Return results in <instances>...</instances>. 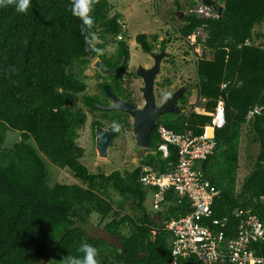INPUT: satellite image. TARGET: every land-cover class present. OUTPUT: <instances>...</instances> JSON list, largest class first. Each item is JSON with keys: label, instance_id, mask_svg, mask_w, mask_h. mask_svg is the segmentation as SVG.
Masks as SVG:
<instances>
[{"label": "trees", "instance_id": "16d2710c", "mask_svg": "<svg viewBox=\"0 0 264 264\" xmlns=\"http://www.w3.org/2000/svg\"><path fill=\"white\" fill-rule=\"evenodd\" d=\"M214 1L223 5L220 16L190 10L181 16L176 30L180 39L203 48V54L195 60V86L204 112L183 113L189 95L186 89L177 103L181 112L158 117L156 125L175 133L190 130L200 134L209 124V113L217 100L223 101L225 122L215 130V150L197 167L219 190L213 215L228 217L223 230L232 237L236 232L227 231L235 225L231 216L235 209H250L264 224V46L254 43L261 38L254 34V28L264 23V0ZM70 4L71 0H31L23 13L16 11L15 0L0 7V264H37L47 256L50 264H59L66 256L82 257L78 251L82 241L97 248L99 264H173L171 234L164 223L185 215L188 200L174 199L167 192L163 209L155 211L153 217L144 205L150 189L138 181L141 166L163 172L176 160L173 148L167 158L156 151V129L150 133L145 156L124 175L117 170L108 175L92 174L80 161L83 150L76 144L77 130L85 123L86 114L75 109V103L80 101L83 107L95 111L100 110L94 104L105 103L97 95L84 93L87 85L81 76L83 68L99 52L100 61L110 68L124 59L118 73L98 76L115 86L117 96L129 100L130 78L123 79L129 53L126 43L117 38L123 25L118 21L119 14L110 15L108 0H95L90 12L94 19L91 29L72 15ZM195 4L191 0L190 7ZM198 29L203 31V39L197 35ZM157 38L153 35L150 41L141 33L135 41L146 53L155 48L156 41L157 50L165 48L166 41ZM108 44L114 48L106 56ZM105 85L111 89L110 84ZM99 89L103 94L102 84ZM100 112L115 132L114 137L128 125L125 113ZM98 125L103 126L100 120H94L92 126ZM9 130L19 132V141L6 147L4 137ZM244 132L257 151L251 170L237 188ZM153 151L157 153L151 155ZM44 160L71 171L81 185L50 186ZM107 188L116 193L115 201L106 193ZM127 204L132 214L121 213ZM92 215L109 219L103 229L115 237L117 247L89 234ZM124 226L130 228L129 232H122ZM175 264L201 263L190 256Z\"/></svg>", "mask_w": 264, "mask_h": 264}, {"label": "rangeland", "instance_id": "374dc122", "mask_svg": "<svg viewBox=\"0 0 264 264\" xmlns=\"http://www.w3.org/2000/svg\"><path fill=\"white\" fill-rule=\"evenodd\" d=\"M108 1L112 7L110 15L115 13L119 14L118 21L123 25L122 40L126 43L129 53V64L123 79L127 80L130 78L129 88H131V92L134 93V96H137V104L142 105L143 103L139 91L141 83L139 80H132V77L129 75L135 66L148 65L150 61L149 59L147 60V56L142 53V50L135 41V36L142 33L148 35V37L151 35H157V40L166 41L164 48L166 54L163 62H161V67L154 81L156 103L160 104L168 97H166V95H168L169 92L185 85L184 87L188 89L189 95L187 96V102L183 107V113H188L189 111L204 112L203 105H201L202 103L197 96L195 86L197 82L195 60L203 54V48L200 45L192 47V42H186L185 40L180 39L176 33V30L181 25L180 18L184 13L191 10L200 14L199 10L201 9L204 12L207 11L202 4V0H192L197 3L193 7H190L191 0ZM176 2L179 4V9H176ZM254 34L261 35V38L254 39V43L262 44L264 46V23L255 26ZM197 35L202 39L204 37L203 31L200 29L197 30ZM95 42H98L97 37L94 38V43ZM113 48V44H108L105 47V55H109V53L113 51ZM207 57H210V54L207 53ZM97 59L101 60V52L91 58L88 64L83 68L84 70L81 76L87 85L84 93L97 95L101 100H105L99 89V83L104 82V80L102 77L98 76L97 70H95L92 65ZM77 97L79 100L81 95L79 94ZM74 108L82 110L86 114L85 123L77 130L76 144L83 150V156L80 161L90 173H104L105 175H108L110 172L117 170L124 175L126 172H129L138 166L139 161L145 156L147 151L146 149L138 148L135 145L130 118L128 119L129 126H124L122 128L123 130L112 139L111 144L107 148L106 157H100L94 146V129L96 126H92V123L94 120H100L103 124L102 127L107 130L110 125L101 117L100 111L87 109L82 106L80 101L75 103ZM162 117L163 115L159 118ZM207 129H210V125ZM17 141H19V132L10 130L6 132L4 137V145L6 147H11L12 144ZM31 144L34 146L32 142ZM256 151V146L251 143L249 134L244 132L240 142L239 169L236 178L237 188L240 187L243 177L251 170L253 163L252 159L254 158ZM44 162L48 174V184L50 186L55 183H77L81 185L80 180L68 169H59L45 160ZM106 193L111 200L115 201L117 199L116 193L111 188H107ZM144 205L147 211L155 217V211L151 206L150 194L146 196ZM113 206L115 208V205ZM121 213L132 214L130 204H127ZM108 220V218L100 219L96 215H92L90 219L91 226H89V234L102 238L110 246L117 247L118 243L115 237L108 235L103 229V224ZM129 230V227L124 226L122 232L127 233ZM37 264H50V259L47 256Z\"/></svg>", "mask_w": 264, "mask_h": 264}, {"label": "built area", "instance_id": "2783aa9c", "mask_svg": "<svg viewBox=\"0 0 264 264\" xmlns=\"http://www.w3.org/2000/svg\"><path fill=\"white\" fill-rule=\"evenodd\" d=\"M210 12L208 9L206 12L199 10L205 16H209ZM117 38L121 37L118 35ZM209 115V125L212 126L209 134L206 132L209 125H205L197 135L190 130L175 133L163 125H156L159 139L157 151L167 158L170 148H173L176 160L168 164L163 172L148 165L141 166L139 183L150 189L154 211L163 209L167 192L174 199L188 200L189 211L185 215L169 218L164 223V229L171 234L169 244L173 264L178 258L190 256H195L201 264H264V224L255 213L250 209H235L231 213L236 222L233 229L227 232H236L232 237H227L223 230L228 217L213 215L212 206L220 192L203 177L197 164L215 150V130L225 122L221 99L217 100ZM149 153L155 155L157 152Z\"/></svg>", "mask_w": 264, "mask_h": 264}, {"label": "water", "instance_id": "95a60500", "mask_svg": "<svg viewBox=\"0 0 264 264\" xmlns=\"http://www.w3.org/2000/svg\"><path fill=\"white\" fill-rule=\"evenodd\" d=\"M202 4L211 11L215 16H220L223 10V5L214 0H202ZM165 54L164 50H161L157 54H151L153 57V65L149 68L137 66L135 72L142 79V99L143 104L141 107H136L129 101L118 98L109 88L108 85H103L104 93L109 99L108 104H94V106L100 111L111 112L119 111L127 114L131 119L132 135L135 141V145L141 149H147L149 143L150 133L155 129L156 120L158 117L170 113L179 114L181 112L180 107L177 105L178 99L181 98L184 88H178L176 91L168 95V97L160 104L156 103L154 94V78L159 72V65L162 56ZM93 67L101 75H113L118 73L119 69L123 65V61L120 62L114 68L108 67L100 60L93 62ZM95 149L100 157H106L107 148L111 144L112 139L115 136L113 130L104 129L98 125L94 129Z\"/></svg>", "mask_w": 264, "mask_h": 264}, {"label": "clouds", "instance_id": "9594fccd", "mask_svg": "<svg viewBox=\"0 0 264 264\" xmlns=\"http://www.w3.org/2000/svg\"><path fill=\"white\" fill-rule=\"evenodd\" d=\"M10 2H12V0H0V7L7 6ZM30 3L31 0H15L16 11L21 13L25 12L29 8ZM94 3L95 0H71L70 4L72 15L79 18L82 25L88 26L90 29L94 24V19L90 15ZM118 35L121 37L120 39L123 38L122 35ZM78 251L83 253L82 257L66 256L61 259L59 264H99L97 259L98 250L94 245L87 241H82L79 245Z\"/></svg>", "mask_w": 264, "mask_h": 264}, {"label": "flooded vegetation", "instance_id": "af4514ba", "mask_svg": "<svg viewBox=\"0 0 264 264\" xmlns=\"http://www.w3.org/2000/svg\"><path fill=\"white\" fill-rule=\"evenodd\" d=\"M153 35H151L150 37H148V35H147V37H148V39L151 41V37H152ZM157 36V35H156ZM159 41V40H158ZM158 47H159V45H157V41H156V44H155V48L154 49H152L151 51H149V52H143L142 51V53H144L146 56H147V60L149 59L150 61H149V64L148 65H143L142 67H144V68H149V67H151L152 65H153V57L151 56V54H157V53H159L161 50H157L158 49ZM162 50H164V49H162ZM165 52V51H164ZM110 54H112V52L111 53H109V55ZM165 54H166V52H165ZM165 54L162 56V58H161V61H160V65H159V69H160V67H161V62H163V60H164V57H165ZM124 62V59H122L121 60V62ZM128 64H129V62H128ZM128 66V65H127ZM137 66H141V65H137ZM137 66H135L134 67V69H133V71L130 73L131 75H133L132 76V80H139V82L141 83V87H140V89H139V91H140V93H141V98H142V86H143V81H142V79L136 74V72H135V70H136V68H137ZM157 76V75H156ZM155 76V77H156ZM154 81H155V78H154ZM105 83H107V84H110V86H111V91L116 95V93H115V86L113 85V84H111L108 80H107V82H105ZM104 82H100L99 84H102V86L105 84ZM155 84V83H154ZM129 86H130V83L129 84H127V90H128V92H130L131 94H130V97H129V100L130 101H132V102H130L129 100H126V101H129L131 104H133L134 106H136V107H141L142 105H139V104H137V102H136V98H137V96H134V93H132L131 92V88H129ZM155 86V85H154ZM185 85H182L180 88H184V92H183V94H182V96H181V98L185 95V92H186V88L184 87ZM179 88V87H178ZM178 88H175L173 91H171V92H169L168 93V95H170L171 93H173L174 91H176ZM118 92V91H117ZM156 91H154V93H155ZM102 94V93H101ZM102 95H104V98H105V100H104V102L105 103H103V104H108L109 103V99L107 98V96L103 93ZM168 95H166V97L168 96ZM117 96V95H116ZM118 98H120L119 96H117ZM165 97V98H166ZM180 98V99H181ZM120 99H122V98H120ZM180 99H178V101L180 100ZM123 100H125V99H123ZM143 100V99H142ZM156 100V99H155ZM178 101H177V103H178ZM143 102V101H142ZM143 104V103H142ZM178 105V104H177ZM130 117L128 116V119H129ZM128 121V120H127ZM108 130H111L110 128L108 129ZM121 130H123V129H121ZM120 130V131H121ZM120 133V132H119Z\"/></svg>", "mask_w": 264, "mask_h": 264}, {"label": "bare ground", "instance_id": "6f19581e", "mask_svg": "<svg viewBox=\"0 0 264 264\" xmlns=\"http://www.w3.org/2000/svg\"><path fill=\"white\" fill-rule=\"evenodd\" d=\"M122 27H123V26H122ZM120 35H121V33H120ZM210 117H211V116H210ZM211 127H212V126L210 125V129H207V130H206L207 134H209V133L211 132V129H212ZM221 127H222V126H221ZM221 127H220V128H221ZM169 130H170V129H169ZM191 132H192V131H191ZM156 151H157V148H156ZM158 152H160V151H158ZM160 153H161V152H160ZM161 156H162V153H161ZM162 157H163V156H162ZM138 181H139V179H138ZM183 259H186V258H183ZM178 260H179V258H178Z\"/></svg>", "mask_w": 264, "mask_h": 264}]
</instances>
